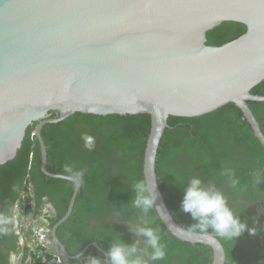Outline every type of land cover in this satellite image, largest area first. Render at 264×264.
<instances>
[{"label":"water","instance_id":"obj_1","mask_svg":"<svg viewBox=\"0 0 264 264\" xmlns=\"http://www.w3.org/2000/svg\"><path fill=\"white\" fill-rule=\"evenodd\" d=\"M223 22L246 30L221 46L207 45V32ZM263 80L264 0H0V166L36 123L40 171L66 180L46 169L43 126L75 113L148 114L142 173L159 193V220L178 240L209 247L211 264H225L217 235L174 220L157 183V152L169 117L195 118L227 104L241 111L264 147L248 105L264 103V95L251 93ZM71 183L67 211L49 240L66 259L56 231L80 190L81 182Z\"/></svg>","mask_w":264,"mask_h":264},{"label":"trees","instance_id":"obj_2","mask_svg":"<svg viewBox=\"0 0 264 264\" xmlns=\"http://www.w3.org/2000/svg\"><path fill=\"white\" fill-rule=\"evenodd\" d=\"M245 30L242 24L223 22L207 32L206 43L210 46H221L236 39ZM251 93L264 95V80ZM248 105L264 134V103L248 102ZM77 114L82 113L74 115ZM87 116L98 120L106 119V122L114 124L115 130L109 140V154L105 163L95 166L90 176H84L72 213L58 228L57 236L76 215L104 216L117 213L119 221L131 220L135 223L143 215L128 203L133 195L131 185L138 180H144L142 164L150 129V116ZM167 122L169 128L165 129L157 152L156 175L159 189L174 220L188 230L202 232L193 227L196 222L190 214L180 210L184 188L192 177L199 176L206 185L209 181L214 183L224 193L233 212L251 228L249 223L253 212L250 206L255 201H264V147L254 137L241 111L235 105L227 104L199 117H169ZM48 126L56 125H46L41 130L47 153L46 169L50 173L63 175V160L54 158L55 144L45 135ZM32 132L33 128L27 129L15 159L0 166V211L12 214L14 204L25 184L34 185L33 177L43 183L64 186V199L60 205L62 211L57 217L49 219L52 228L66 212L73 184L61 179L46 178L41 173L40 147ZM102 170L105 173L100 176ZM258 172L259 182L256 181ZM112 173L117 183L110 180ZM32 199L36 206L42 204L40 197L33 195ZM144 219L149 221V226L157 229L161 243L166 248V257L153 264H211L212 254L209 247L182 242L172 236L166 231L154 208ZM207 232L213 233L210 229ZM59 239L62 241L60 235ZM218 239L225 249V264H264V228L256 231L255 235L245 231L236 241L221 237ZM98 242L104 250L110 247L108 237H98ZM17 243L15 236L10 251L16 252Z\"/></svg>","mask_w":264,"mask_h":264},{"label":"flooded vegetation","instance_id":"obj_3","mask_svg":"<svg viewBox=\"0 0 264 264\" xmlns=\"http://www.w3.org/2000/svg\"><path fill=\"white\" fill-rule=\"evenodd\" d=\"M73 115H70L58 123L47 124L56 125V127L48 126L45 130V135L55 144L54 158L63 160L62 163L64 167L65 165H71L77 169H86L85 176H90L95 166L99 167L105 163L106 157L109 154V140L114 133L115 127L112 122H106V119L98 120L96 118L89 117L87 116L89 114ZM49 116L50 118H57L58 114L56 112H51ZM35 125L36 123L28 128L34 129ZM33 137L35 136L33 135ZM16 156L17 154L15 157ZM15 157L12 160H14ZM53 162L57 163L58 161ZM104 173L105 171L102 170L99 174L100 176H103ZM110 177V180L112 179V182L115 183L116 179H114V173H112ZM33 179L34 185L32 186L29 184L32 196L34 195L40 197V201L42 203L41 205L47 207L50 218L57 217V215H59L62 211L60 205L64 199L65 187L52 184L51 182L43 183L34 177ZM250 209L253 212L249 223L250 227L255 228L256 231L263 229L264 201H255L250 206ZM131 224L134 225L136 223L131 220H126L124 222L119 221L117 213L104 216L94 214L87 216L82 214L76 215L72 222L60 230L59 235L62 241L59 239V235L57 236L56 231L57 238L62 243L67 254L71 258L66 259L59 249L51 247L54 253L60 255L61 258L59 261H54L50 264H85V260L88 256H93L101 259L102 261H106V250H104L99 244L98 237H108L110 239V243L117 239H121L131 245L134 242L133 235L129 232V228L132 226ZM15 236H17L15 233V227L9 232V234L0 235L1 264H12L10 256L15 258L14 264H28L22 259V257L17 258L14 256L15 252L10 251L14 244ZM141 247H145V245L141 244Z\"/></svg>","mask_w":264,"mask_h":264},{"label":"clouds","instance_id":"obj_4","mask_svg":"<svg viewBox=\"0 0 264 264\" xmlns=\"http://www.w3.org/2000/svg\"><path fill=\"white\" fill-rule=\"evenodd\" d=\"M86 169H77L65 165L64 179L71 182H83ZM260 174H256L259 182ZM235 184L236 181L234 180ZM133 195L128 204L143 215L138 217L136 224H131L129 232L133 235L134 242L129 245L121 239L110 243L106 250L107 260L102 261L93 256H88L85 264H153L166 257V248L161 243L157 229L149 226V221L144 219L152 210L158 199L159 193L155 187L141 179L131 185ZM16 186H13V191ZM183 213L190 214L196 223L193 227L202 232L211 230L215 235L225 240H237L245 231L251 235L256 234L255 228H249L246 222L240 220L228 204L224 193L211 181L206 185L199 176L192 177L184 188L183 199L180 204ZM16 217L0 211V235H7L15 227ZM141 244L145 247H141ZM150 249V252L148 251ZM14 257L10 261L14 264Z\"/></svg>","mask_w":264,"mask_h":264},{"label":"built area","instance_id":"obj_5","mask_svg":"<svg viewBox=\"0 0 264 264\" xmlns=\"http://www.w3.org/2000/svg\"><path fill=\"white\" fill-rule=\"evenodd\" d=\"M12 214L16 217L15 233L18 237L15 257H22L28 264H50L60 260V255L55 254L49 245V211L44 205L36 206L29 184H25Z\"/></svg>","mask_w":264,"mask_h":264}]
</instances>
